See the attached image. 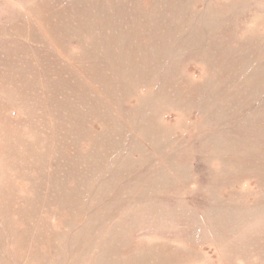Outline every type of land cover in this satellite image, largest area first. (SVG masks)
Wrapping results in <instances>:
<instances>
[{"label":"rangeland","instance_id":"1","mask_svg":"<svg viewBox=\"0 0 264 264\" xmlns=\"http://www.w3.org/2000/svg\"><path fill=\"white\" fill-rule=\"evenodd\" d=\"M0 264H264V0H0Z\"/></svg>","mask_w":264,"mask_h":264}]
</instances>
